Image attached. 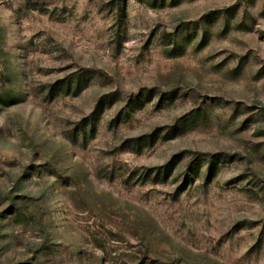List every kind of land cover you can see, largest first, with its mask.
I'll list each match as a JSON object with an SVG mask.
<instances>
[{"label": "rangeland", "instance_id": "rangeland-1", "mask_svg": "<svg viewBox=\"0 0 264 264\" xmlns=\"http://www.w3.org/2000/svg\"><path fill=\"white\" fill-rule=\"evenodd\" d=\"M0 264H264V0H0Z\"/></svg>", "mask_w": 264, "mask_h": 264}]
</instances>
